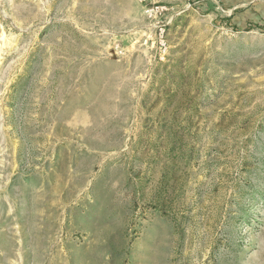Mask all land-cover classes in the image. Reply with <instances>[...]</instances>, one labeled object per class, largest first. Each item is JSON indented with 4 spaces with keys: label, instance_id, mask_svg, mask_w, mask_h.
<instances>
[{
    "label": "rangeland",
    "instance_id": "1",
    "mask_svg": "<svg viewBox=\"0 0 264 264\" xmlns=\"http://www.w3.org/2000/svg\"><path fill=\"white\" fill-rule=\"evenodd\" d=\"M202 2L0 0V264H264V27Z\"/></svg>",
    "mask_w": 264,
    "mask_h": 264
},
{
    "label": "crops",
    "instance_id": "2",
    "mask_svg": "<svg viewBox=\"0 0 264 264\" xmlns=\"http://www.w3.org/2000/svg\"><path fill=\"white\" fill-rule=\"evenodd\" d=\"M202 4L204 0H202ZM206 4L211 0H205ZM229 9L233 23L264 27V0H215ZM242 16V17H241Z\"/></svg>",
    "mask_w": 264,
    "mask_h": 264
}]
</instances>
